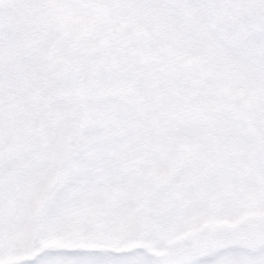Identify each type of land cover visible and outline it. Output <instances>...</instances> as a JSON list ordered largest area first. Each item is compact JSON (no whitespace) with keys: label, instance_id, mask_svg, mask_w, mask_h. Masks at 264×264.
I'll use <instances>...</instances> for the list:
<instances>
[{"label":"snow or ice","instance_id":"6c2138e0","mask_svg":"<svg viewBox=\"0 0 264 264\" xmlns=\"http://www.w3.org/2000/svg\"><path fill=\"white\" fill-rule=\"evenodd\" d=\"M0 264H264V0H0Z\"/></svg>","mask_w":264,"mask_h":264}]
</instances>
